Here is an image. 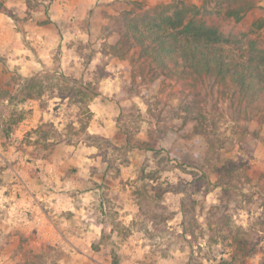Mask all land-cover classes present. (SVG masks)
I'll return each instance as SVG.
<instances>
[{
	"label": "rangeland",
	"instance_id": "rangeland-1",
	"mask_svg": "<svg viewBox=\"0 0 264 264\" xmlns=\"http://www.w3.org/2000/svg\"><path fill=\"white\" fill-rule=\"evenodd\" d=\"M252 1L226 33L264 16ZM134 2L204 4L0 0V264H264V124L220 103L200 140L181 137L194 126L182 87L130 78L139 47L111 54ZM151 129L159 144L139 148ZM230 161L243 165L231 184L216 171Z\"/></svg>",
	"mask_w": 264,
	"mask_h": 264
},
{
	"label": "trees",
	"instance_id": "trees-1",
	"mask_svg": "<svg viewBox=\"0 0 264 264\" xmlns=\"http://www.w3.org/2000/svg\"><path fill=\"white\" fill-rule=\"evenodd\" d=\"M212 2H216L215 13L207 8ZM133 4L137 11L124 12L122 22L116 19L118 39L110 47L111 54L125 59L139 47L136 69H131L130 78L149 85L175 81L182 87L190 99L184 123L190 121L194 126L182 130L188 133L181 137L200 140L203 133L209 132L207 107L216 109L220 103H227L226 111L236 123L264 124V16L245 32L224 30L232 21L240 23L255 8L254 1L204 0L199 8L187 7L184 2L151 8L142 2ZM25 82L29 98L42 97V82L34 78ZM97 95L93 92L91 97ZM151 126L155 128L156 124ZM154 131H148V143L138 142L137 146L153 151L152 144H159ZM252 135L256 138L257 132ZM242 168L243 165L230 161L216 171L221 179L229 178L231 184ZM248 241L238 245L245 256L254 254Z\"/></svg>",
	"mask_w": 264,
	"mask_h": 264
},
{
	"label": "crops",
	"instance_id": "crops-1",
	"mask_svg": "<svg viewBox=\"0 0 264 264\" xmlns=\"http://www.w3.org/2000/svg\"><path fill=\"white\" fill-rule=\"evenodd\" d=\"M43 42L41 41V38L39 37V41H37L36 44H38L40 46V44H42ZM23 185V184H22ZM23 187V186H22ZM25 188V187H24Z\"/></svg>",
	"mask_w": 264,
	"mask_h": 264
}]
</instances>
